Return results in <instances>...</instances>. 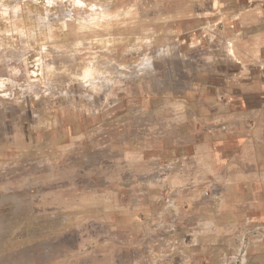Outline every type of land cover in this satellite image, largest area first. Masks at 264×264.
Masks as SVG:
<instances>
[{"label": "rangeland", "instance_id": "374dc122", "mask_svg": "<svg viewBox=\"0 0 264 264\" xmlns=\"http://www.w3.org/2000/svg\"><path fill=\"white\" fill-rule=\"evenodd\" d=\"M82 1L62 2L73 20L50 39L29 20L45 13L46 0H0V264H256L255 252L237 249L242 238L214 234L209 216L194 217L226 207L185 202L162 178L137 180L146 171L129 156H102L128 149L132 130L145 132L146 117L131 111L164 90L152 91L149 75L162 80L168 66L178 73L167 58L179 48V20L174 10L168 17L178 0ZM98 1L109 3L110 19L83 20ZM87 67L94 75L84 81ZM104 190L124 211L137 209L141 232L112 228L116 209L102 210Z\"/></svg>", "mask_w": 264, "mask_h": 264}, {"label": "crops", "instance_id": "0c3cea01", "mask_svg": "<svg viewBox=\"0 0 264 264\" xmlns=\"http://www.w3.org/2000/svg\"><path fill=\"white\" fill-rule=\"evenodd\" d=\"M171 10L179 48L166 56L178 73L168 66L162 80L149 75L150 89L164 90L131 111L146 117L145 132L132 130L128 149L102 156H129L146 171L137 180L152 186L162 178V188L185 202L226 207L194 217L209 216L214 234L242 238L237 249L264 264V0H178L169 18ZM118 199L102 191V210L116 209L112 228L141 232L137 209L124 211Z\"/></svg>", "mask_w": 264, "mask_h": 264}, {"label": "bare ground", "instance_id": "6f19581e", "mask_svg": "<svg viewBox=\"0 0 264 264\" xmlns=\"http://www.w3.org/2000/svg\"><path fill=\"white\" fill-rule=\"evenodd\" d=\"M59 1V0H58ZM64 0H61V3H60V5H59V3L58 2H56V0H46V2L43 4V7H45V13H43V12H37V13H30V18H29V20H30V23H32V25H31V27H32V29H33V31L35 32V29H38V31L40 32V34H41V36H44V35H46V34H48V36H49V38L50 39H53V37L54 36H56V34H57V32H58V28L57 27H59V26H57L58 24H60V23H62L63 22V27L65 28V23L64 22H67V21H71V20H73L72 18H71V16H70V14H69V12H67V10H66V8H64V3H62ZM60 2V1H59ZM73 3H76V4H81V3H84L82 0H74V2ZM28 5H32L31 3H27ZM54 6L57 10H58V12L59 13H55V12H57V10L56 11H51V9H49V7L50 6ZM2 6L4 7V5L2 4ZM15 6H21V4L20 5H13L12 6V10L15 12V11H17V8L15 7ZM81 6V5H80ZM108 6H109V3L108 2H106L105 3V1H98V2H96V3H93L92 4V6L90 7V9H92V12L91 13H89V14H87V13H85V15L83 16V20H85V21H91L92 23H94L95 22V20H97L98 19V21L99 20H101L102 18H105V17H108L109 18V16H110V14L111 13H109L108 12ZM5 8V7H4ZM91 11V10H90ZM4 13V12H3ZM2 13V14H3ZM5 14H6V11H5ZM120 14V13H119ZM1 15V14H0ZM116 15V14H115ZM117 16V15H116ZM118 17V16H117ZM3 18V17H2ZM74 18V17H73ZM110 19V18H109ZM4 22V21H3ZM91 23V24H92ZM91 24H81V27L83 28V27H88V26H91ZM97 24H99V22L97 23ZM68 25V24H67ZM93 25V24H92ZM95 25V24H94ZM80 27V28H81ZM92 27V26H91ZM95 27H97V26H95ZM68 28V27H67ZM56 29H57V31H56ZM74 29V28H73ZM75 30V29H74ZM91 32V31H90ZM89 32V33H90ZM96 32V31H95ZM1 33H2V31H1ZM36 33V32H35ZM77 33V32H76ZM81 33V32H80ZM3 34V33H2ZM1 34V35H2ZM77 35V34H76ZM80 36V35H79ZM5 38V37H4ZM95 38V37H94ZM2 39V38H1ZM42 39H44V38H42ZM47 39V38H46ZM96 39V38H95ZM45 40V39H44ZM5 42H8V43H10L9 42V38L7 37V41L6 40H3V44L5 43ZM7 45V44H6ZM5 46V45H4ZM12 46H14V45H12ZM10 47V46H9ZM133 47H135V46H133ZM28 52V51H27ZM25 53V52H24ZM141 56V55H140ZM146 56V55H145ZM22 58H25V56L24 57H22ZM147 59H149V58H147ZM147 59H146V61L145 62H149V61H147ZM180 59V58H179ZM40 62H41V64H42V66H44V64L42 63V59L40 60V58L38 59ZM93 60H94V58H93ZM106 60V59H105ZM113 60V59H112ZM142 60V59H141ZM178 60V59H177ZM84 61V60H83ZM108 61V60H107ZM114 61V60H113ZM66 62V61H65ZM70 64L71 63H73V66H74V60H69L68 61ZM93 62V61H92ZM176 62V61H175ZM64 63V62H63ZM91 63V62H90ZM108 63V62H107ZM107 63H105V64H107ZM55 63L52 61V62H49L48 63V65H47V68H49V69H51V68H53V65H54ZM175 64V63H174ZM178 64V63H177ZM72 66V65H71ZM70 66V67H71ZM77 66V65H76ZM92 66H93V64H92ZM97 66V65H96ZM95 66V67H96ZM103 66V65H102ZM105 66V65H104ZM107 66V65H106ZM105 66V67H106ZM140 66H143V65H139V67ZM59 67V66H58ZM121 67V66H120ZM119 67V68H120ZM47 68H46V70H47ZM56 68V67H55ZM116 68V67H115ZM107 69V68H106ZM105 69V70H106ZM125 69V68H124ZM38 70V69H37ZM60 70V69H59ZM75 70V69H74ZM112 70H114V69H112ZM132 70V69H131ZM54 71V70H53ZM70 71V70H69ZM111 71V70H110ZM116 71V70H115ZM114 71V72H115ZM140 71V70H139ZM55 72V71H54ZM108 72V71H107ZM32 73H35V71L33 70V72ZM53 73V72H52ZM77 73V72H76ZM101 73V72H100ZM129 73V72H128ZM82 74H83V76L81 77V79L82 80H84V81H87V80H90V78L91 77H93L92 75H94V70H93V68H89V67H87V68H85L84 70H83V72H82ZM114 74V73H113ZM118 74V73H117ZM123 74V73H122ZM98 75H99V73H98ZM110 75V74H109ZM116 75V74H115ZM138 75V74H137ZM144 75V74H143ZM128 76V75H127ZM126 76V77H127ZM96 77H99V76H96ZM124 77V76H123ZM103 78H104V76H103ZM61 79V78H60ZM105 79V78H104ZM151 79V78H150ZM59 80V79H58ZM81 80V81H82ZM80 81V80H79ZM102 81V80H101ZM110 81V80H109ZM34 85V84H33ZM83 86V85H82ZM1 95H4V94H1ZM92 98V97H91ZM90 98V99H91ZM88 100H89V98H88ZM92 100V99H91ZM36 114V113H35Z\"/></svg>", "mask_w": 264, "mask_h": 264}, {"label": "built area", "instance_id": "2783aa9c", "mask_svg": "<svg viewBox=\"0 0 264 264\" xmlns=\"http://www.w3.org/2000/svg\"><path fill=\"white\" fill-rule=\"evenodd\" d=\"M209 194V192L208 191H205V195H208Z\"/></svg>", "mask_w": 264, "mask_h": 264}]
</instances>
